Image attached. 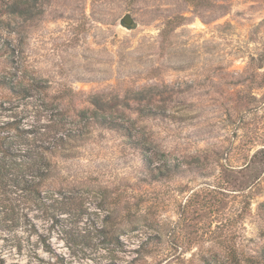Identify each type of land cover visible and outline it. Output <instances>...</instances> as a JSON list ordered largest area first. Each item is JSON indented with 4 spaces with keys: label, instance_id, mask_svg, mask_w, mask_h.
Wrapping results in <instances>:
<instances>
[{
    "label": "rangeland",
    "instance_id": "obj_1",
    "mask_svg": "<svg viewBox=\"0 0 264 264\" xmlns=\"http://www.w3.org/2000/svg\"><path fill=\"white\" fill-rule=\"evenodd\" d=\"M14 1L0 77L44 89L0 88V122L75 130L94 100L138 120L131 138L81 128L39 195L6 193L18 225L0 228V264H264V170L246 188L243 168L264 147V0Z\"/></svg>",
    "mask_w": 264,
    "mask_h": 264
},
{
    "label": "trees",
    "instance_id": "obj_2",
    "mask_svg": "<svg viewBox=\"0 0 264 264\" xmlns=\"http://www.w3.org/2000/svg\"><path fill=\"white\" fill-rule=\"evenodd\" d=\"M193 1V0H192ZM22 1L15 0L12 4V13L20 12ZM193 6L201 7L200 0ZM255 61L251 56L250 65ZM0 88L6 90L12 97L26 98L32 95L33 90L44 89L37 80H29L18 68L15 72L4 71L0 77ZM7 98L0 100V108ZM92 108H83L77 111L76 116L85 118L83 127L101 126L103 128L119 130L123 135L133 137L136 120L125 115L108 102L94 100ZM137 110L141 111L140 108ZM57 130L56 133L40 132V130H23L18 120L0 122V228L10 232L18 224L13 211L5 209L4 198L8 191L18 192L19 195L31 194L37 196L41 193L44 182L55 174L53 157L55 155H68L73 141H77L90 130ZM139 145L140 140H132ZM248 157L243 168L250 172L246 188H251L260 178L264 170V147L257 149ZM175 167V169H174ZM177 167V168H176ZM167 169L177 172L179 166L168 165ZM117 240V239H116ZM232 264H240L235 252H230ZM2 262V258H0ZM230 262V263H231ZM106 264H115L110 261Z\"/></svg>",
    "mask_w": 264,
    "mask_h": 264
},
{
    "label": "water",
    "instance_id": "obj_3",
    "mask_svg": "<svg viewBox=\"0 0 264 264\" xmlns=\"http://www.w3.org/2000/svg\"><path fill=\"white\" fill-rule=\"evenodd\" d=\"M118 23L121 27L125 28L126 30H132L138 27V22L129 12L122 15L119 18Z\"/></svg>",
    "mask_w": 264,
    "mask_h": 264
}]
</instances>
